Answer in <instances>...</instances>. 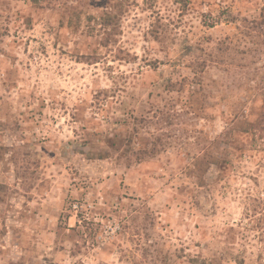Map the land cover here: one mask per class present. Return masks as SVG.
<instances>
[{
	"label": "rangeland",
	"instance_id": "1",
	"mask_svg": "<svg viewBox=\"0 0 264 264\" xmlns=\"http://www.w3.org/2000/svg\"><path fill=\"white\" fill-rule=\"evenodd\" d=\"M263 109L264 0H0V264H264Z\"/></svg>",
	"mask_w": 264,
	"mask_h": 264
},
{
	"label": "trees",
	"instance_id": "2",
	"mask_svg": "<svg viewBox=\"0 0 264 264\" xmlns=\"http://www.w3.org/2000/svg\"><path fill=\"white\" fill-rule=\"evenodd\" d=\"M111 17L107 14V19ZM260 120L256 123H251V127L254 128L253 132L260 133L264 131L263 120H264V109L261 111ZM248 201L250 205L247 206L246 216L247 218H252L255 220V224L253 226L254 229L258 232V239L264 240V202L259 197H248ZM239 264H243V261H239Z\"/></svg>",
	"mask_w": 264,
	"mask_h": 264
}]
</instances>
